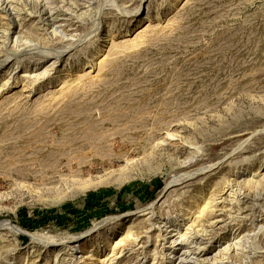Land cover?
<instances>
[{
	"label": "rangeland",
	"instance_id": "374dc122",
	"mask_svg": "<svg viewBox=\"0 0 264 264\" xmlns=\"http://www.w3.org/2000/svg\"><path fill=\"white\" fill-rule=\"evenodd\" d=\"M0 264H264V0H0Z\"/></svg>",
	"mask_w": 264,
	"mask_h": 264
},
{
	"label": "bare ground",
	"instance_id": "6f19581e",
	"mask_svg": "<svg viewBox=\"0 0 264 264\" xmlns=\"http://www.w3.org/2000/svg\"><path fill=\"white\" fill-rule=\"evenodd\" d=\"M53 64H54V63H53ZM48 66H49V65H48ZM48 66H47V68H48ZM51 66H52V65H51ZM49 67H50V66H49ZM47 68H46V69H47ZM48 69H49V68H48ZM52 69H53V68H52ZM46 71H47V70H45V72H46ZM43 72H44V71H43ZM44 74H46V73H43V75H44ZM149 214H150V213H149ZM176 231H177V230H176ZM200 238H201V237H200ZM180 240H181V239H180ZM134 242H135V241H134ZM197 249H198V248H197ZM205 252H206V249L203 248V249L200 251V254H204ZM200 254H199V255H200ZM198 259H199V258H198Z\"/></svg>",
	"mask_w": 264,
	"mask_h": 264
}]
</instances>
